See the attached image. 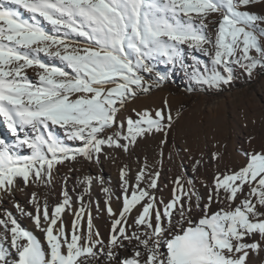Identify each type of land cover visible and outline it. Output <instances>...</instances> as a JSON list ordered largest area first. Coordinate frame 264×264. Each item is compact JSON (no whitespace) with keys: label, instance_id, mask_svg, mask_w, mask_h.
I'll list each match as a JSON object with an SVG mask.
<instances>
[{"label":"snow or ice","instance_id":"snow-or-ice-1","mask_svg":"<svg viewBox=\"0 0 264 264\" xmlns=\"http://www.w3.org/2000/svg\"><path fill=\"white\" fill-rule=\"evenodd\" d=\"M256 5L264 0H0V122L14 137L11 143L0 138V198L14 196L16 178L25 187H50L58 165L81 163L78 157L100 164L112 158L109 149L130 154L138 138L154 134L164 137L156 161L162 165L180 113L173 117L167 99L154 113L132 109L135 119L120 113L167 80L156 61L190 67L191 79L209 88L230 85L234 67L249 76L264 68V15L251 10ZM186 49L209 62L193 55L186 66ZM55 126L78 146L57 136ZM24 149L29 154H21ZM219 156L213 152L211 159ZM244 156L238 169H217L205 184L206 198L193 179L177 176L166 201L156 195L161 172L154 164L145 158L134 177L125 164L118 211L102 176L78 177L75 201L65 176L54 206L46 197L41 203L35 191L32 212L13 200L43 242L13 212L0 210V264H251L253 254L264 255V146ZM190 159L198 172L203 159ZM94 183L108 197L103 208L97 204L111 220L107 240L93 228ZM67 211L74 216L71 230L63 220Z\"/></svg>","mask_w":264,"mask_h":264},{"label":"rangeland","instance_id":"rangeland-1","mask_svg":"<svg viewBox=\"0 0 264 264\" xmlns=\"http://www.w3.org/2000/svg\"><path fill=\"white\" fill-rule=\"evenodd\" d=\"M251 10L258 14L264 15V5H256ZM20 11L25 18H28L29 14L25 10L20 9ZM46 27L51 30L50 25H46ZM76 39H80L82 41V38ZM193 55L197 57L201 64L209 62V58L203 55V53L192 52L191 55H189L188 50L186 49V66L192 65L193 61L191 57ZM41 57L47 63H55L57 66H61L59 60L49 59L44 57L43 54H41ZM154 63L156 70L164 73L167 76V80L162 83L159 88H153L152 91L147 94L141 93L135 99L128 102L127 106L120 113V116L124 118L130 116L135 119L136 117L132 112V109H136L137 111L147 109L154 113L157 108L163 107V101L167 99L160 94V92L165 90L173 97L170 100L167 99L171 105L172 115L174 118L176 117L177 112H179L180 115L178 120L174 123L172 130L169 132L167 136V143L163 147L162 165L156 163L157 160L153 154L150 156L143 154L141 160L138 161L139 163L143 164L145 158H147V161L150 165L154 164L156 169L160 170V176H162L164 184L167 179L163 177L164 171L161 170V167L167 169L169 165L174 163L180 167L182 173L186 177L191 176V173L187 168V164L183 159V149L179 143L180 140L186 136H195L200 144L201 142L208 141H211L213 144H217L219 143L220 139L224 137L226 131L228 132L229 140H231L235 137L236 131H239L240 128H243L247 135L244 137V139H242L241 142L246 143L247 149H260L262 146H264V68H257L252 73V75L249 76L239 67H234V80L230 85H222L220 88H209L208 86L198 84L191 79L190 67L181 68L179 65L172 66L159 61ZM28 75L35 78V73L32 70L28 71ZM170 82L173 83L175 89H163L164 85L169 84ZM189 89H191V91H189ZM53 131L57 136L65 138L66 143L73 147L78 146L79 142H72L66 139L63 129L59 128V126H55ZM249 137H252L253 139L249 141ZM0 138H4L10 143L14 140V137L2 122H0ZM161 139H164L162 134L150 135L147 138H138V143L134 147L139 149L142 148V150L144 147H155L156 145L160 144ZM223 145L224 151L227 152L230 144L224 143ZM239 146V143L235 141L232 146L233 151L236 152L239 149ZM108 151L110 152L112 158L117 156L120 157L124 154L122 150L113 151L109 149ZM21 154H29V150L24 149L22 150ZM78 159L81 160V163L68 162L65 165H58V170H54L53 186L44 187L47 194L50 196L52 195V200L49 202L50 207L54 206L62 198L60 193L64 186L63 181L65 176L71 177L67 187L69 186V194L75 201V192H73L72 189L73 186L76 185L77 181L72 180L74 177V172L70 173L69 168H76L77 166H82V164L84 165L85 162H87L83 161L82 158L78 157ZM104 159L105 158L102 157L100 164L97 165L100 166L102 160ZM93 164L96 163L93 162ZM63 170H67V172L65 173ZM196 173H199V171ZM177 176L178 170H175L173 179H175ZM118 180L119 169L112 171L109 175H105V182L107 183V186L113 190H115L114 186L116 182H119ZM17 181L18 178H16V182ZM35 185L36 184H29V186ZM77 189L76 191L78 192ZM14 190L15 189H13V191ZM104 194L105 193L101 190L98 195L100 197ZM156 194L158 195L159 193L156 192ZM29 198L27 200L28 204L25 209L29 212H32L33 207L31 204H29ZM87 200L88 198H85V201ZM9 201L10 200H4L3 198H0V210L7 209L13 212V206L10 205L11 202ZM97 204H99L101 208L104 206L102 199L91 198V206L93 207L96 215L95 218L97 220V225L102 227V223H99L98 221L101 220L102 217L106 218L108 214L106 211L97 212ZM77 206L79 205L74 203L73 207L77 208ZM65 215H68L69 217L73 216L72 211H69V213L67 211L65 214H63V217ZM26 218L30 220L28 217ZM71 219L73 220L74 218L72 217ZM252 256V261L256 262L257 258L254 256V254Z\"/></svg>","mask_w":264,"mask_h":264},{"label":"bare ground","instance_id":"bare-ground-1","mask_svg":"<svg viewBox=\"0 0 264 264\" xmlns=\"http://www.w3.org/2000/svg\"><path fill=\"white\" fill-rule=\"evenodd\" d=\"M163 89H175V86L173 85L172 82H170L169 84L164 85ZM260 90V89H259ZM160 94L162 96H164L167 99H172L173 97L168 94V92L163 91L160 92ZM180 100V99H178ZM246 132L243 128H240L239 131H236L235 133V137L231 140H229V136H228V132L226 131L224 134V137H222V139H220L219 143L217 144H213L211 141L208 142H201V144L199 143V141L197 140V138L195 136H186L184 137L182 140H180V145L181 148L183 149L182 151V156L183 159L185 160L186 164H187V168L189 170V172L191 173L190 177H186L183 173L182 170L180 169V167L174 163L168 166L167 169H164L163 167H161V170L164 171V175L163 177L167 179V181H165L164 184V180L162 178V176H160L159 180H158V185L159 188L157 190H155L156 192H158L159 194L157 195L158 198H163L165 201L171 198L172 195V189L174 187L172 181L173 179V174L175 172V170H178V176H182L186 182L187 179L191 178L195 181V185L197 190L199 191V193L201 194L202 197L207 196V189L205 187V184L210 185L212 183L213 180V176L215 175L217 169H219L221 172L225 171L226 169H238L239 167L243 166L246 163V159L243 156V152L244 151H248V150H252L253 148H248L247 149V145L246 143H242V139H244V137L246 136ZM238 142L239 143V149L234 152L232 149V146L234 144V142ZM227 143L230 144L228 147V151L225 152L224 148H223V144ZM185 149H188L189 151H185ZM256 150H259L258 148H255ZM213 152H218L220 153V156L218 158L217 161H213L211 159L212 153ZM154 155L155 159L158 161L161 159L160 157V144L156 145L155 147H144V149L142 150L134 147L131 151L130 154H126L124 153L122 156H117V157H113L111 159H104L102 160L101 165H97V164H93V163H89V162H85V164L82 166H77L75 169L76 171H74V177H73V181L76 180L77 178L80 177L82 178L84 175H90L93 177L96 176H102L105 182V175L106 174H110L112 171L118 170L120 169L123 165L128 164L131 169V175L134 177V174L138 168L139 165H142L141 163H139L138 161L141 160L142 155ZM190 157H194L195 159H203V163L200 167L199 173H194L193 172V163L194 161L192 159H190ZM163 160V157H162ZM68 170V168H67ZM64 171L65 173L67 172ZM64 173V174H65ZM69 173V172H68ZM66 175V174H65ZM120 182V180H118ZM203 181V183H202ZM119 182H116L115 184V190L111 189L110 187L107 186V183L105 182V186L111 189V206L114 210L119 209V207L121 206L122 203V199H117L118 197L121 196V187ZM17 187H15L14 189V196L11 197H3L4 200H10L9 202H11V206H13V200L18 202L22 207H26L28 204V198L31 196L32 192H38L40 194V198H41V202H43V200L45 199V197L48 200V203L52 200L51 196L49 194H47L46 189L44 188V186H40V185H35V186H27L25 187L23 184V181L21 178H18V181L16 182ZM72 185V184H71ZM73 186V185H72ZM69 188V186H68ZM23 189V190H21ZM78 191H80V189H77ZM101 192V186L98 183H94L92 188H91V198H95V199H102L103 202H105V200L108 198L106 194L102 195L99 197V193ZM103 192V191H102ZM88 198V197H85ZM2 199V198H1ZM89 199V198H88ZM30 204V203H29ZM79 206H77L78 208ZM104 207V206H103ZM213 210H215V207L213 208ZM13 212L16 216V218L18 219V222L21 224L22 227H24L27 230H30L33 232L34 235H36L39 239H41V241L43 242V234L36 229L35 225L32 223L31 220H28L26 217L27 216H22L20 215L19 212L16 211L15 207L13 206ZM71 212V211H70ZM69 213V211H68ZM91 213H92V218H93V228L94 231L98 230L101 237L105 240H107L109 232H110V225H111V220L109 218V216L107 215L106 218L102 217L101 220H99V223H102V227L97 225V220H96V215L94 212L93 207L91 206ZM69 215V214H68ZM67 215V216H68ZM73 215V213H72ZM104 215V214H102ZM66 215L63 217L64 222L68 225V229L71 230V221H72V217L74 218V216L72 217H67ZM82 225H83V230L86 232L87 231V215L85 213V218L82 221ZM102 228V231H101ZM46 246V245H45ZM130 251V249H129ZM254 256L257 258L256 262H253V256L251 257V264H260L261 260H264V255L261 256H256L254 254Z\"/></svg>","mask_w":264,"mask_h":264}]
</instances>
